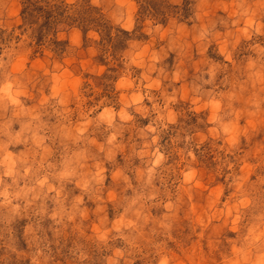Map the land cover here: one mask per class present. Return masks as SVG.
<instances>
[{"label":"clouds","instance_id":"clouds-1","mask_svg":"<svg viewBox=\"0 0 264 264\" xmlns=\"http://www.w3.org/2000/svg\"><path fill=\"white\" fill-rule=\"evenodd\" d=\"M19 4L10 24L0 0V264H264V0ZM89 48L102 71L66 64Z\"/></svg>","mask_w":264,"mask_h":264},{"label":"rangeland","instance_id":"rangeland-1","mask_svg":"<svg viewBox=\"0 0 264 264\" xmlns=\"http://www.w3.org/2000/svg\"><path fill=\"white\" fill-rule=\"evenodd\" d=\"M163 2V0H161ZM144 5H151L153 7H156V0H144ZM142 5L141 11L142 13L148 12V7ZM26 9L21 8L19 4V0H14V6L8 13V23H18L20 15L23 16ZM157 11H159V8L157 7ZM59 39L65 40L68 39L71 41L73 45L79 46L82 41V36L79 31L73 30L69 34L61 33L59 36ZM87 41H94L95 40V34L94 33H88L86 37ZM66 43V41H65ZM98 61V63H97ZM45 61H42L40 59H37L32 63L33 68L42 69L45 65ZM66 64L72 66L73 70H75L77 73L83 68L88 69L90 72H100L104 68V62L103 60L96 55L95 48H89L87 51L81 50L80 56L78 59H72L67 60ZM66 76L69 78L65 81L66 87L69 88H75L76 85L79 82L78 76L76 78L71 77V72H66ZM99 83V81H98ZM213 177L211 175L206 174V183L202 186V188L207 187V182H211Z\"/></svg>","mask_w":264,"mask_h":264}]
</instances>
